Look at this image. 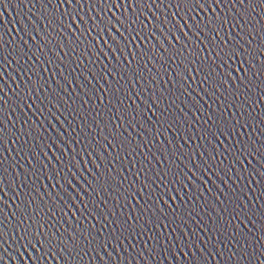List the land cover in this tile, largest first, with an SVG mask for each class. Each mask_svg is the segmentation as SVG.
<instances>
[{
    "label": "snow or ice",
    "instance_id": "6c2138e0",
    "mask_svg": "<svg viewBox=\"0 0 264 264\" xmlns=\"http://www.w3.org/2000/svg\"><path fill=\"white\" fill-rule=\"evenodd\" d=\"M21 2L31 4L32 8L39 4L42 14L31 13L36 16L39 26L30 19L27 23L21 21L17 31L19 42L14 38L13 43L17 44L18 49L19 43H23L24 48L31 53L29 62L35 57L40 67L33 65L23 69L28 82L17 83L16 90H13L16 99L9 96L3 84H0V251L4 250V244L9 242L14 229L12 242L16 243L19 237L16 251L23 264H95L94 258L90 262L84 257L93 251L99 256L101 247L107 252L109 245L117 246L116 241L121 246L125 241L132 245L133 241L143 240L148 232L154 230L156 235L148 236V240L153 242L151 247L145 242L144 250L139 253L144 264H151L145 257V252L151 255L157 252L158 246L165 247L161 226L169 228L173 225H187L188 220L200 216L196 206L189 207L185 204L181 207L177 204V199L181 202L185 199L180 195L181 191L188 193L190 204L193 197L189 189L199 192L200 197H203L204 189L211 193V188H205V184L211 183L217 188L213 176L221 180L228 190L224 198L229 202L228 207L236 212V218L243 216L251 223L256 209H249L237 193L243 192L245 197L248 196L241 188L247 178L246 188L253 193L259 192L256 202L264 199V140L256 136L257 130L264 135V0ZM0 3H4V7L7 5L5 0H0ZM0 16L3 14L0 13ZM256 17L260 19L257 20ZM3 23L0 19V25ZM11 31L0 27V68L4 69L0 71V81L5 83V65L11 67L5 48V32L11 35ZM20 31L24 36L19 35ZM253 31L260 37L259 47L247 39L252 36ZM33 32L35 35H32ZM29 40L36 45V51L29 45ZM20 52V60L12 57L17 64L23 62V50ZM109 53L115 63L109 59ZM105 60L108 62L104 63ZM45 64L48 65L47 68L44 67ZM73 64L75 67H72ZM69 68L71 73L65 75ZM49 69L52 70L51 81H45L41 72L46 75ZM78 69L88 82V90L81 86L82 95L77 94L75 88L69 94L62 81L71 86L73 80L70 75L75 74ZM84 70L93 79L101 76L105 83L96 89ZM30 72L35 79L33 75H29ZM165 73L172 87L156 89L151 96L142 100L147 105V110L135 104V100L132 105L126 104L123 97L132 99L133 92L137 98L144 94V88L137 91L136 84L143 80L155 81L157 75L163 79ZM7 75L11 77L12 73L7 72ZM12 78L15 83V77ZM52 81L55 82V87ZM197 81L200 91L192 87ZM75 83L80 84L79 78H76ZM96 83L100 84L99 79H96ZM45 84L49 92L41 95L39 90ZM189 89L195 92L199 100L192 96ZM100 91H103L102 96L98 94ZM61 92L68 94L69 99H75L69 104ZM201 92L216 102H220L221 98L227 101V112L224 111V103H220L219 109L209 105L211 111L206 112L199 102L204 99ZM94 93L99 104L90 105L89 100ZM181 97H187L191 102L192 107L188 108L185 104V108L192 113L195 122L179 107L178 101L184 103ZM148 99L151 104H148ZM77 100L82 103L77 104ZM61 104L67 105L65 111L71 109L68 115L61 111ZM9 105L12 106V112H16L18 108L24 113L23 127L17 124L9 127L6 124L5 116ZM25 107L27 112L24 111ZM173 107L179 109L180 116L172 111ZM57 112L64 116L71 132L63 124L60 125L63 131H60L52 123L53 119L59 122ZM149 112L151 116L148 115ZM197 112L201 115L197 116ZM33 117H36L38 123L33 121ZM152 117L156 118L155 124ZM19 120L18 116L17 121ZM173 124L180 126L181 138L187 136L193 141L195 138L192 136V129L195 128L201 139L195 152H188L183 148L179 152H168L164 155L165 163L160 169L150 167L151 160L148 154H144V161L147 163L134 162L128 175L113 163L119 162L122 157H133L137 149L143 153L145 146L155 147L153 137L156 141L161 135L165 137L167 129ZM137 125L142 130L137 135L143 143L128 132V128L136 132ZM49 127L51 133L48 132ZM46 134L47 140L41 144ZM102 140L106 143H101ZM10 143L12 148H9ZM187 143L188 139H185V144ZM109 145L112 152L108 151ZM169 147L171 148V141ZM37 148L39 152L36 151ZM12 149L16 150L18 156L23 154L22 158L28 160L29 167L24 168L27 179L19 191L14 182L9 181L14 192V196L10 197L4 178L9 166L15 171V161L8 164ZM5 152H8V156H5ZM102 152L108 153V164H105ZM149 153L160 163V156L151 147ZM197 154L200 162L196 159ZM94 157L99 158V164ZM182 157H190V161L185 162ZM88 161H91L95 172L88 167ZM81 162H84V172L80 170ZM237 165L240 166L239 169ZM123 167L127 168V164ZM77 175L84 183L77 179ZM225 176L227 179H224ZM42 177L48 180L52 192H48ZM37 180L40 181L39 185L36 184ZM237 180L241 184H237ZM228 181L236 185L235 191L229 188ZM73 182L79 186V190ZM199 185H203V189ZM41 188H44L43 195ZM220 192L223 194L224 190L221 189ZM8 200L15 205V211L9 210L11 205H8ZM77 200L81 203L77 204ZM5 206L8 211H5ZM69 214L72 220H69ZM200 219L203 220V217L200 216ZM73 220L77 223L73 224ZM61 221L68 223L69 227L65 228ZM207 227L213 230L209 237L211 240L218 233L222 234L225 224H208ZM176 230V227H172L173 233ZM180 231H184L183 227H180ZM258 231L260 235L256 236L252 232L239 233L237 229L233 239L241 246L236 251L251 255L250 238L259 239V251V247L264 246V225ZM184 235L187 238L188 233ZM176 245L183 252L179 237ZM188 247L191 251V244ZM29 248L35 251V255L29 253L25 260L24 252ZM133 248L135 250V246ZM124 250L127 252V248ZM175 255L173 251V256ZM100 258L103 261V257ZM3 259L0 256V260ZM13 259L15 264V258ZM120 264H123V259ZM178 264L183 262L178 261ZM194 264L210 262L207 257H203L194 261ZM237 264L240 262L237 261ZM259 264H264V260Z\"/></svg>",
    "mask_w": 264,
    "mask_h": 264
},
{
    "label": "water",
    "instance_id": "95a60500",
    "mask_svg": "<svg viewBox=\"0 0 264 264\" xmlns=\"http://www.w3.org/2000/svg\"><path fill=\"white\" fill-rule=\"evenodd\" d=\"M33 2H35V0H33ZM5 3H7L5 7H4V3H0V13L3 14V16H0V19L4 21L3 25H0V27H5V29L12 30L11 35H8L7 32H5V40H6L5 48L7 50V53L9 54V64H11V67H8L7 65H5V67L7 68V72L12 73V76L11 77L8 76L6 72L5 81H7V83H5L4 81H0V84H3L9 96H12L13 99H16V96L13 95V90H16L17 83H21V81H23L24 83L28 82V76L24 74L23 69L25 67L31 68L33 65L39 68L40 64L36 61L35 57H32L31 62H29L28 57L31 56V53L28 52L26 48H24L23 43H19V49H18L17 44L13 43V39L15 38V40L19 42V36H17V31L20 29L21 21L27 23L28 20L30 19L32 20L33 23L39 26V21L36 19V16H33L31 13L35 12L37 15H41L42 9L39 4H37L36 8H32L31 4L25 5V3L21 2V0H5ZM19 35L24 36V33L20 31ZM32 35H35V32H33ZM36 39H37V44H39L40 43L39 38L37 37ZM29 45L33 48V51L37 50L36 45H33L31 40H29ZM201 48H203V45H201ZM21 49L23 50L24 53L23 62L22 64H17L12 57L15 56L16 60H20ZM249 51H251V49H249ZM45 52H47V48H45ZM206 54L207 53L205 52V55ZM101 59H103V57H101ZM109 59H112L113 63H115L110 53H109ZM107 62H108L107 60L104 61V63ZM44 67L47 68L48 65L45 64ZM72 67H75V65L73 64ZM93 67H96V65H94ZM0 71H4V69L0 68ZM80 71L81 70L78 69L75 74L70 75V78L73 80V84L71 86H68L66 82L62 81V83H65V87H67L69 94H71L73 88H75L76 93L82 95L81 86H84L86 91L88 90L87 87L88 82L87 80L84 79V76L80 75ZM84 72L85 75H87L88 78L92 80V85H94L96 89H99L100 85L105 83L104 79L98 75L96 79H99L100 84H97L96 79H93L90 73H88L86 70H84ZM161 72H163V69H161ZM70 73H71V68L65 71V75H69ZM29 75H33V73L30 72ZM41 75L44 77L45 81H51L52 70L49 69L46 75L43 72H41ZM12 77H15V83L13 82ZM76 78H79L80 80L79 85L75 83ZM108 78L109 80H111L110 76ZM33 79H35L34 75H33ZM133 83H135V81H133ZM189 83H191V81H189ZM52 84L53 87H55L54 81H52ZM141 87L144 88V94H142L141 97L137 98L135 93L133 92L132 99H127V97H123V98L125 99L127 105H132L133 100H135V104H138L142 109L147 110V105L142 103V100L147 99L149 96H151L156 89L163 90L166 87L171 88L172 84L171 82L168 81V76L165 73L163 75V79H161V77L157 75L155 81L143 80L139 84H136L137 91H139ZM185 87H187V85H185ZM192 87L195 88L197 91H200L199 81H197L196 84H193ZM39 91L41 95L49 92L47 84H45V87L43 89H40ZM129 91H131L130 88ZM221 91H223V89H221ZM189 92L192 94L193 97L199 100V97L195 96V92H192V89H189ZM98 94L102 96L103 91H100ZM61 95L64 96L66 100H68L69 104L72 103V99H75V97L69 99V95L63 92H61ZM201 95L204 96V99L200 100L199 102L206 112L211 111L209 105H212L213 107L219 109L220 103L225 104L224 111L227 112L228 102L223 101V98H221L220 102H216L214 99H210L203 92H201ZM84 99H87V97H84ZM181 99L184 101V103H180L178 101L179 107L184 109V113L187 114L191 119H193V122H195V118L192 117V113L188 111V108L192 107L191 102L188 100L187 97H181ZM205 101L207 103H205ZM29 103H31V101H29ZM76 103L80 104L82 103V101L77 100ZM89 104L90 105L99 104V100L96 99V93H94L92 99L89 100ZM148 104H151L150 99H148ZM185 104L188 105V108H185ZM11 108L12 106L9 105L8 114L5 116L6 124H8L9 127H11L13 124H17V126L23 127L24 113L20 112L18 108L16 112H12ZM66 108L67 105H63V104L60 105L61 111L65 112V115H68L71 109L65 111ZM24 111L27 112V107H25ZM52 111L55 112V109H53ZM172 111L177 116H180L179 109H177L176 107H173ZM193 111H195L194 108ZM233 111H235V108H233ZM249 111H251V109H249ZM28 114L31 115V113ZM37 115L39 114L37 113ZM56 115L59 116V122H57L55 119L52 120V123L56 126V128L60 131H63L60 128V125L63 124L64 127L68 128L69 132H71V128L69 127L68 122L64 119V116L60 115L59 112H57ZM148 115L151 116V112H149ZM193 115H195V113H193ZM196 115L200 116L201 114L197 112ZM18 116L20 117L19 121H17ZM69 119H71V116H69ZM77 119H79V117H77ZM201 119H203V117H201ZM33 121L38 123V121H36V117H33ZM152 122L153 124L156 123L155 117H152ZM117 123H119V121H117ZM46 126H47V121H46ZM145 126L148 127L147 124ZM179 129L180 126L173 124L172 127L167 129V133H165V137L167 139H165V137L161 135L159 137V140L156 141L155 138L153 137L155 147H152L151 145L145 146L143 153H141L140 150L137 149V153L134 154L133 157L131 158L122 157L119 162L113 161V163H116V166L118 168H122L124 174L128 175V171L131 169L132 164L134 162L142 161L144 163H147V161H144V154H148L149 160H151L150 167H155L156 169H160L162 165L165 163L164 155L168 152H171L173 150L179 152L180 148H183L185 151L188 152H195L197 145L201 143V139L196 134L195 128L192 129V136L195 138L194 141L193 139H189L187 136L181 138V132ZM120 131L123 132V129H121ZM141 131L142 130L139 128L138 125L136 132H133L132 128H128V132H131L132 135L136 137L137 141L143 143L141 137L137 135V133ZM249 131H251V129H249ZM48 132L51 133L50 127L48 128ZM96 132H99V129H96ZM17 135H19L18 132ZM256 136H260L261 140H264V135H262L259 130H257ZM255 138L256 137L254 136L253 139ZM25 139H27V137H25ZM185 139H188L187 144H185ZM45 140H47V134L45 135L44 140H41L40 143L43 144ZM169 141H171V148L169 147ZM48 142L50 143V141ZM33 143H35V141H33ZM101 143H106V142L102 140ZM150 147L153 152H156L157 155L160 156V163H157V161L149 153ZM9 148H12L11 143L9 144ZM77 150L79 151V149ZM36 151L39 152V148H37ZM108 151L112 152V147L110 145L108 146ZM102 155L105 158L104 160L105 164H108L109 163L108 153L102 152ZM5 156H8V152H5ZM22 156H23L22 153L18 156L16 150L12 149L11 156L8 157L9 165L13 163V160L15 161V171H13L12 167L9 166L8 174L4 178V183L10 197L14 196V192L12 191V186L9 185V181L14 182L16 190L19 191L20 187L27 179V174L24 172V168H28L29 164H28V160L23 159ZM49 156H51V153H49ZM40 158L43 159L42 156ZM182 158L185 160V162L190 161V157H182ZM77 159L79 160V157H77ZM94 159L96 160L97 164L100 163L99 158L94 157ZM196 159L198 162H200L198 154L196 156ZM85 160H87V157H85ZM125 164H127V168L123 167ZM21 165H23V168L21 167ZM88 167L92 169L93 172H95V168L93 167L91 161H88ZM239 167L240 166L237 165V169H239ZM80 170L81 172H84V162H81ZM17 173L19 174L18 177H17ZM85 175H87L86 172ZM233 178L235 179V172H233ZM77 179H81L79 175H77ZM213 179H214V183L217 185V188L215 187V185L211 183H209V185L205 184V188L208 187L211 188V193L209 194L208 190L204 189L203 197H200L199 192L192 191L191 189H189L193 197L190 204L188 201V193L184 192L183 190L181 191L180 195L183 196L185 199L183 202L177 199V204H180L181 207H184L185 204H188L189 207L196 206L197 210L200 212V216L203 217V220L200 219V216H196L193 219L188 220L187 225L181 224L179 225V227H177V225H173L172 227L177 228L175 233H173L172 227L164 228L163 226H161L160 232L164 233L165 247H159V246L157 247L158 255L157 252H153L151 253V255L145 252V257L151 261V264H178V261L183 262V264H194V261L201 260L203 257H207L210 264H237V261H239L240 264H259L261 260H264V255H261V253H264V246H260L259 251H257V247L260 245V241L258 238H250L249 252L251 253V255L248 252L243 254L237 252L236 249L239 248L241 245L238 243L236 239H233V236L237 234V229L239 230V233L252 232L256 236L260 235L258 229H260V227L264 225V207H262L264 206V199H261L259 202H256V197L259 196V192L253 193L251 189L246 188L247 178H245L242 184L239 180H237V184H241V188L244 189L245 194L248 196L245 197L243 195V192H239L237 193V195H239L240 198L243 199L244 204L248 205L249 209L255 207L256 211H255V215L251 218V223H249L248 220L244 219L243 216H241L240 218H236V212L228 207L229 202L226 201L224 198L225 194H228V190L224 188V184L221 180L217 179L215 176H213ZM224 179H227V176H225ZM29 183H31V181H29ZM73 183L74 186L77 187V190H79V186L75 185V182ZM81 183H84L82 179H81ZM36 184L39 185L40 181L37 180ZM43 184L47 187L48 192H52V186L48 183V180L46 178H43ZM228 185L230 189L235 191L236 185L233 184L232 181H228ZM199 187L203 189V185H199ZM253 187H255V185H253ZM221 189L224 190L223 194L220 192ZM57 191H59V189H57ZM40 192L43 195L44 188H41ZM0 195H2V193H0ZM217 197L219 198L217 199ZM249 197L251 199H249ZM45 199H47V197H45ZM37 200H39V197H37ZM205 200L207 201V204H205ZM7 203L8 205H11V209L9 210L15 211V205L12 204V201L8 200ZM80 203L81 202L77 200V204ZM81 207H83L82 204ZM101 208H103V205H101ZM5 211H8L7 206H5ZM128 211L130 212L131 209L129 208ZM219 217H222L223 219H219ZM69 220H72L71 214H69ZM241 220L243 221V223H241ZM61 222L64 223L63 221ZM101 222L103 223L102 218H101ZM53 223H55V221H53ZM72 223L76 224L77 221L73 220ZM92 223H95V220H92ZM165 223H167V221ZM215 223L225 224V229H222V234L218 233L215 237L209 240V237L212 236L213 230L208 229L207 225L215 224ZM9 227L11 228V225ZM64 227L68 228L69 224L64 223ZM180 227H183L184 229L183 232L180 231ZM200 229H204V231H200ZM5 230L7 231L8 229ZM53 231H55V229H53ZM184 233H188L187 238H185ZM13 235H15L14 229L12 230L9 236V242L7 244H4V250L0 251V256L4 257L3 260H0V264H5V262L6 264H14L13 258H15V264H23V261L20 260V254L16 251L17 244L19 243V237H17L16 243H13L11 238ZM155 235L156 232L154 230L150 231L147 233V235L144 237L143 240H139V242L133 241L132 245H129L128 242L125 241L124 245L121 246L119 245V242L116 241L115 243L117 246L113 247L112 245H109L107 248V252H105L104 248L101 247L99 256H97L96 253L93 251L90 253V255L85 256L84 258L89 260L90 262L94 258L95 264H104L105 261L107 262V264H120L121 259H123V264H144V260L141 259L139 253L144 250L145 242H147L149 247H151L153 242L148 240V236H155ZM177 237H179L181 241V245H183V252H181L180 246L176 245ZM169 240H171V243H169ZM189 244H191V251H189V247H188ZM133 246H135V250ZM125 248H127V252H125L124 250ZM217 249H219V251H217ZM23 251H24L23 248H21V252ZM173 251L176 253L175 256H173ZM29 253L35 255V251L29 248L27 252H24L25 260L28 259ZM109 253H111L110 256ZM233 253H235V257H233ZM101 256L103 257V261H101L100 258ZM153 256L155 257V259H152ZM245 257H247V259H245ZM53 264H55V262H53Z\"/></svg>",
    "mask_w": 264,
    "mask_h": 264
}]
</instances>
